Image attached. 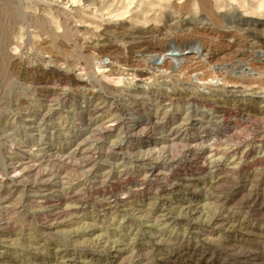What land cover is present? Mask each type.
Returning <instances> with one entry per match:
<instances>
[{"label": "rangeland", "instance_id": "374dc122", "mask_svg": "<svg viewBox=\"0 0 264 264\" xmlns=\"http://www.w3.org/2000/svg\"><path fill=\"white\" fill-rule=\"evenodd\" d=\"M206 2L0 0V264H264V0Z\"/></svg>", "mask_w": 264, "mask_h": 264}, {"label": "bare ground", "instance_id": "6f19581e", "mask_svg": "<svg viewBox=\"0 0 264 264\" xmlns=\"http://www.w3.org/2000/svg\"><path fill=\"white\" fill-rule=\"evenodd\" d=\"M43 1V0H42ZM36 2V1H35ZM57 2V1H56ZM198 2H199V4L201 5V7L202 8H205V10L207 9V2H206V0H198ZM63 3V2H62ZM62 3H60V4H62ZM44 4V3H43ZM89 4V3H88ZM57 5V4H56ZM64 7H66V6H64ZM55 10L58 12V13H62V16H63V22L65 23V25H67L66 27H68V26H71L70 28L71 29H74L75 27H76V24H73V16H71L68 12H67V9H65V8H63V7H60L59 5L58 6H56L55 7ZM75 10H76V8H75ZM55 11V12H56ZM77 11V10H76ZM212 11V10H211ZM75 12V11H74ZM71 13V12H70ZM72 14V13H71ZM76 15H78V13H76ZM79 16V15H78ZM241 18V17H240ZM139 19V18H138ZM172 20V19H171ZM83 21V20H82ZM85 21H86V19H85ZM167 21V20H166ZM63 22H62V24H63ZM88 22V21H87ZM202 22V21H201ZM75 23V22H74ZM89 23V22H88ZM48 27V26H47ZM46 27V28H47ZM202 27H204V22H202ZM171 28V27H170ZM173 28V27H172ZM183 29V28H182ZM41 30H43V29H41ZM46 30V29H45ZM44 30V31H45ZM195 30V29H194ZM202 30V29H201ZM233 30V29H232ZM44 31H42V32H44ZM176 31V30H175ZM46 33V32H45ZM202 33V32H201ZM78 34V33H77ZM118 36V35H117ZM116 36V37H117ZM120 36V35H119ZM177 36V35H176ZM122 40L123 39H125V37L124 36H121L120 37ZM120 40V39H119ZM121 45V44H120ZM116 46V47H115ZM113 48H111V49H109V51L107 52L108 53V55L110 54V56H111V54H114L115 52H117V53H121L120 51H122L120 48H119V45H115ZM130 49V48H129ZM120 50V51H119ZM112 52V53H111ZM123 53V52H122ZM99 54H104V52L103 51H99ZM124 55L126 54V53H123ZM123 55V56H124ZM112 56H114V55H112ZM121 56V55H120ZM119 58V57H118ZM121 58V57H120ZM115 59V58H114ZM120 60L118 59V60H116V63L117 62H119ZM121 62V61H120ZM89 64V63H88ZM119 64V63H118ZM64 65V64H63ZM62 65V66H63ZM158 66V65H157ZM60 67V66H59ZM92 67V66H91ZM127 68V67H126ZM89 69V68H88ZM105 69V68H104Z\"/></svg>", "mask_w": 264, "mask_h": 264}]
</instances>
